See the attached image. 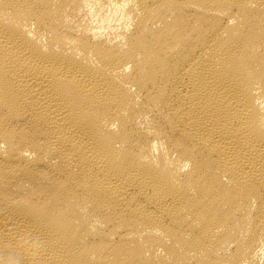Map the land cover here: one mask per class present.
<instances>
[{
    "label": "bare ground",
    "instance_id": "bare-ground-1",
    "mask_svg": "<svg viewBox=\"0 0 264 264\" xmlns=\"http://www.w3.org/2000/svg\"><path fill=\"white\" fill-rule=\"evenodd\" d=\"M0 264H264V0H0Z\"/></svg>",
    "mask_w": 264,
    "mask_h": 264
}]
</instances>
